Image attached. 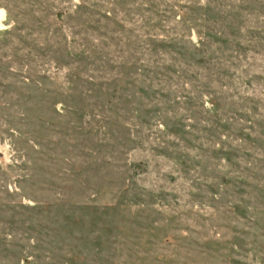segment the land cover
Segmentation results:
<instances>
[{
    "label": "rangeland",
    "instance_id": "374dc122",
    "mask_svg": "<svg viewBox=\"0 0 264 264\" xmlns=\"http://www.w3.org/2000/svg\"><path fill=\"white\" fill-rule=\"evenodd\" d=\"M0 264H264V0H0Z\"/></svg>",
    "mask_w": 264,
    "mask_h": 264
}]
</instances>
